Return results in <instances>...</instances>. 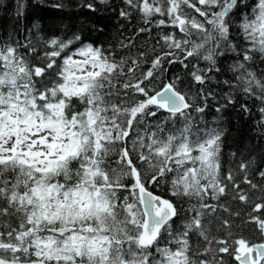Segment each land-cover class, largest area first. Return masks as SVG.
<instances>
[{"label":"snow or ice","instance_id":"6c2138e0","mask_svg":"<svg viewBox=\"0 0 264 264\" xmlns=\"http://www.w3.org/2000/svg\"><path fill=\"white\" fill-rule=\"evenodd\" d=\"M38 6L41 12L54 15L34 16ZM109 9L126 22L125 27L140 22L133 35L122 39L121 48L127 45L125 54H132L135 48L137 58L141 53L147 57L140 43L152 34H156L154 46L160 42V34L185 35L186 42L181 45L185 53L180 58L174 54L161 57L157 61L159 70L151 63L143 66L148 80L140 85L144 93H137L141 100L159 91H149L148 86L164 67L168 72L161 80H167L172 90L183 95L188 90L185 78L180 73L169 76L171 67L182 64L185 71L189 70V61L209 50L210 43L215 51L205 56L210 61L207 70L192 80L203 92V112L212 102L219 105L215 111L220 112L234 106L241 89H248L242 95L251 96L258 87L264 88V0H206L203 4L200 0H37L33 4L17 0L18 19L31 27L25 28L22 38L0 40V264H173L168 256L175 245L164 248L157 241L145 247L137 236L147 209L137 213L139 203L132 197L140 193L137 183L157 195L149 187V180L156 186L163 179L171 185L169 202L175 207V196L184 187L183 172L177 171L180 163L173 164L170 158L171 137L165 142L153 133V142L147 145L149 152L152 148L159 150L168 167L145 155L143 147L140 156L135 160L132 157L138 142L133 141V129L140 124L141 116L151 119V113L159 117L161 113L155 107L138 113L125 133L117 108L108 106L111 85L106 90V82L99 77L115 60L109 61L112 50L97 47L91 33L98 30L97 14ZM72 12L85 13L86 22L62 27L68 19L65 14ZM192 17L196 18L193 24L202 25V32L192 30L188 23ZM158 19L163 23L154 26ZM196 35L200 42L189 51L192 40L187 37ZM200 67L197 62L191 71ZM212 84L220 86L219 97ZM251 98L255 101V96ZM241 110L252 111L247 103ZM257 111L264 115V101L257 103ZM144 142L147 144V136ZM117 143L123 151L111 153ZM245 159L241 156V162ZM137 161L155 170L145 177ZM200 162H204L203 157ZM192 166L194 169V163ZM121 170L129 174L123 175ZM262 170L264 162L256 172ZM153 203L156 213L159 200ZM259 211L264 212V206ZM251 223L255 225V221ZM255 231L259 235V229ZM256 244L252 248V241H248L251 264H264V244L260 239ZM236 255L234 246L219 257L222 264L225 258L229 264H249L246 257L241 262Z\"/></svg>","mask_w":264,"mask_h":264},{"label":"trees","instance_id":"16d2710c","mask_svg":"<svg viewBox=\"0 0 264 264\" xmlns=\"http://www.w3.org/2000/svg\"><path fill=\"white\" fill-rule=\"evenodd\" d=\"M36 2L37 0H28L29 4ZM33 15L49 17L54 14L50 11L41 12L38 6L33 11ZM65 15L68 19L63 21L62 27L73 23L79 26L86 22L85 13L72 12ZM95 19L98 30L92 32L91 36L97 42V47L103 45L111 49L109 61L115 60L114 64H109L106 72L101 73L99 79L106 82L104 83L106 90L109 84L111 85L108 106L117 108L119 123L124 128V132L126 133L128 127L132 126L136 115L148 106L155 107L156 111L161 113L159 117L148 113L151 119L140 117V124L133 129V141H138L135 149L132 150L133 159L140 156L143 147L145 155L163 161L164 166L168 167V161L156 155V148H152L149 152L147 145L152 144L153 133L156 134L157 139H163L165 142L171 137L170 158H173V164L180 163L177 171L183 172L181 180L184 182V187L180 195L175 196V216L160 230L153 243L143 242L144 246L151 247L157 241H160V246L164 248H170V244L175 245L174 249L170 248V253L178 250L182 255V264H222L219 254L228 252L234 246L237 253L242 245L248 246V241H252V245L258 239L263 241L264 212L259 210L264 206V170L257 173L256 168L264 162V127L260 126L264 124V115H260L257 111V103L264 101V88L258 87L256 92L251 94L255 96V101L250 95H242L243 92L248 91L245 88L240 90L241 95L236 94L234 106H228L220 112L215 111L219 105L212 102L208 111L203 112L200 107L204 100L203 92L192 84V80L200 71L207 70L206 65L210 61H206L205 56L215 51L211 45L209 50L202 51L199 57H193L189 61V70L185 71V66L182 64L171 67L169 76L172 73H180L185 78L184 82L188 90L184 91L183 96L186 97L187 106L179 113L167 111L163 105L152 99L154 95L147 98L145 94L144 100L137 95L144 93L145 90L140 85L148 80V72L143 71V66L151 63L159 70L161 65L157 61L161 57L174 54L175 58H180L181 54L185 53V47L181 46L186 42L185 35L169 32L165 37L160 34V42L155 46L153 42L156 34L149 35L140 43V47L148 53L147 57L141 53L137 58L135 48L132 49V54H125L127 45L122 49L121 43H123L122 39L133 35V30L139 28V20L125 27L126 22L117 18L112 9L98 13ZM46 22L50 24L52 20L47 19ZM144 22L147 23V19ZM36 23L40 22L36 21ZM153 23L154 26H158L163 21L158 19ZM26 27L31 26L26 25L22 18L18 19L17 0H0V40H7L9 37L22 38ZM197 30L199 28L194 27L193 31ZM174 35L175 42H173ZM198 38H200L198 35L187 37L192 40V45L188 46L189 51L200 42ZM212 39L215 40V37L213 36ZM169 49L171 52L168 51ZM117 56L119 58H116ZM197 62L201 67L195 72L191 71L196 68ZM164 63L166 64V61ZM167 72L168 68L164 67V72L155 77L148 90L160 91L161 84L163 86L167 84V80H161L160 77ZM210 87L217 91L218 97L222 94L220 86L212 84ZM245 103L252 109L251 114L241 110V106ZM136 132L139 133L138 137L135 135ZM145 136H147V144L144 142ZM122 141L123 137H121ZM131 145L132 142L129 144L130 150ZM201 149L209 152L210 160L207 163H201L197 156L193 160V153L196 155ZM117 150L123 151L119 143L111 147V153ZM187 153H191V161ZM241 156L246 157L243 162ZM193 163L195 178L190 177V167ZM137 164L139 165V161ZM185 164L188 165L187 168L184 167ZM139 166L145 177L155 170L145 165ZM159 166L156 165L157 168ZM116 167L120 168V165L117 163ZM134 170L131 172L133 177ZM121 171L123 175L129 174L127 171ZM120 174L121 172H117V175ZM185 176L188 178L187 181L184 180ZM149 187H153L156 194L169 201L173 196L171 185H166L163 179L156 186L151 185L149 180ZM132 199L139 203L137 213H143L139 195L133 196ZM252 221H255V225L251 223ZM255 229H259V235ZM131 231L136 232L135 226L131 227ZM136 234L140 237V232ZM204 254L207 256L202 259ZM168 259L171 258L168 256ZM156 264H160V261H156ZM223 264H229L227 258L224 259Z\"/></svg>","mask_w":264,"mask_h":264},{"label":"water","instance_id":"95a60500","mask_svg":"<svg viewBox=\"0 0 264 264\" xmlns=\"http://www.w3.org/2000/svg\"><path fill=\"white\" fill-rule=\"evenodd\" d=\"M153 99L155 102L163 104L168 111L176 113L183 111L187 105L185 97L172 90L168 85L161 88L160 91L154 95ZM138 188L140 189L139 198L142 196L140 203L143 212L147 209V213L143 218L141 238L146 243H152L157 238L164 224L175 215V209L168 200L158 194L151 195L139 183ZM156 200H159L160 205L158 211L153 213L152 209L156 207L153 201ZM261 243L264 244V239ZM255 247H257L256 243L252 245V248ZM245 257L249 261V264H251L253 259L252 251L249 247L240 252L236 258L242 262ZM259 259L260 257L257 255L256 260L259 261Z\"/></svg>","mask_w":264,"mask_h":264},{"label":"rangeland","instance_id":"374dc122","mask_svg":"<svg viewBox=\"0 0 264 264\" xmlns=\"http://www.w3.org/2000/svg\"><path fill=\"white\" fill-rule=\"evenodd\" d=\"M195 19L196 18H194V20ZM198 25H199L198 32H202V30H203L202 29V25H200L199 23H198ZM198 40H200V38H198ZM209 46H211V43L209 44ZM187 154H188V156L190 155V159H191L192 158L191 153L190 154L187 153ZM195 156L199 157V160H201V157H203L204 163H207L210 160L209 152H207L205 150H202V151L197 152V154ZM190 177L195 178V172H194V169L192 167H190ZM171 260H173V264H181V262H182L183 259L181 258V254L178 253L177 251H175V252H172Z\"/></svg>","mask_w":264,"mask_h":264},{"label":"flooded vegetation","instance_id":"af4514ba","mask_svg":"<svg viewBox=\"0 0 264 264\" xmlns=\"http://www.w3.org/2000/svg\"><path fill=\"white\" fill-rule=\"evenodd\" d=\"M200 2L203 3V2H206V0H200ZM192 7H193V5L189 4V8H192ZM194 18H195V17H192V19L188 21V23L190 22V25H191L190 27L192 28V30L194 29V27L199 26L198 23H197V24H192V21L194 20ZM174 22H175V21H174ZM195 25H196V26H195ZM238 253H239V249H238V251H237L236 254H238Z\"/></svg>","mask_w":264,"mask_h":264},{"label":"clouds","instance_id":"9594fccd","mask_svg":"<svg viewBox=\"0 0 264 264\" xmlns=\"http://www.w3.org/2000/svg\"><path fill=\"white\" fill-rule=\"evenodd\" d=\"M155 153L157 156H159V150L158 149L155 150Z\"/></svg>","mask_w":264,"mask_h":264},{"label":"bare ground","instance_id":"6f19581e","mask_svg":"<svg viewBox=\"0 0 264 264\" xmlns=\"http://www.w3.org/2000/svg\"><path fill=\"white\" fill-rule=\"evenodd\" d=\"M190 23V22H189ZM196 26V25H195ZM198 31V30H197ZM201 31V30H200ZM204 53V52H203ZM168 85V83L165 85V86H167ZM154 97V96H153ZM153 97H152V99H153ZM154 100V99H153Z\"/></svg>","mask_w":264,"mask_h":264}]
</instances>
